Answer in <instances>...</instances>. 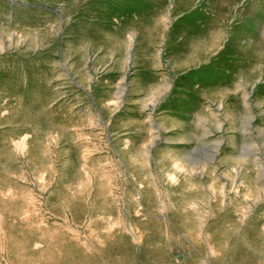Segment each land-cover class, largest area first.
Here are the masks:
<instances>
[{"label":"rangeland","instance_id":"374dc122","mask_svg":"<svg viewBox=\"0 0 264 264\" xmlns=\"http://www.w3.org/2000/svg\"><path fill=\"white\" fill-rule=\"evenodd\" d=\"M0 264H264V0H0Z\"/></svg>","mask_w":264,"mask_h":264}]
</instances>
